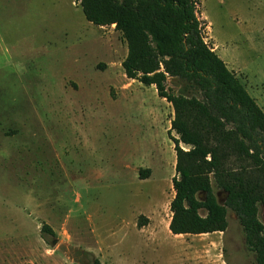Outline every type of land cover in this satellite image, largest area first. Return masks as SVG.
<instances>
[{"label": "rangeland", "instance_id": "obj_1", "mask_svg": "<svg viewBox=\"0 0 264 264\" xmlns=\"http://www.w3.org/2000/svg\"><path fill=\"white\" fill-rule=\"evenodd\" d=\"M197 1L208 46L264 112V0ZM127 50L72 0H0V264H179L188 246L193 264H255L230 210L224 232H166L173 110L125 77Z\"/></svg>", "mask_w": 264, "mask_h": 264}, {"label": "trees", "instance_id": "obj_2", "mask_svg": "<svg viewBox=\"0 0 264 264\" xmlns=\"http://www.w3.org/2000/svg\"><path fill=\"white\" fill-rule=\"evenodd\" d=\"M72 1L94 26H114L128 49L121 62L125 77L154 86L173 110L168 135L176 176L169 231L224 232L230 210L255 264H264V112L205 41L199 1ZM169 78L179 83V93L167 85ZM149 172L141 169L140 177ZM213 183L226 195L223 204ZM40 233L55 237L45 223ZM93 264H99L97 259Z\"/></svg>", "mask_w": 264, "mask_h": 264}, {"label": "crops", "instance_id": "obj_3", "mask_svg": "<svg viewBox=\"0 0 264 264\" xmlns=\"http://www.w3.org/2000/svg\"><path fill=\"white\" fill-rule=\"evenodd\" d=\"M114 27V26H113ZM170 219H171V213H170V216H169V219H168V221H167V223H166V232L168 233V234H170V235H172L173 237H179V236H191V235H173L170 231H169V229H168V226H169V223H170ZM145 226V225H144ZM144 226H142V227H138V228H140L139 230H141V231H143L142 233L143 234H146L145 232H148V229H147V227L145 228ZM155 232H157V231H154L153 233H150L148 236L150 237H152V236H154L153 234L155 233ZM218 233H221V232H218ZM204 235H210V234H204ZM189 248V250H191V251H193V252H191V254L190 255H188V256H186L185 258H183L182 260H180V261H178L179 262V264H193L191 261H193V260H191V259H194L193 257H194V253L196 252V250L194 249V246H188Z\"/></svg>", "mask_w": 264, "mask_h": 264}, {"label": "water", "instance_id": "obj_4", "mask_svg": "<svg viewBox=\"0 0 264 264\" xmlns=\"http://www.w3.org/2000/svg\"><path fill=\"white\" fill-rule=\"evenodd\" d=\"M56 243V241H53V244H55Z\"/></svg>", "mask_w": 264, "mask_h": 264}]
</instances>
